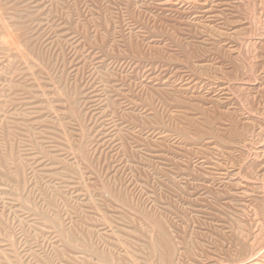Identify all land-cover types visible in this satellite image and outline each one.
I'll return each instance as SVG.
<instances>
[{"label":"rangeland","instance_id":"obj_1","mask_svg":"<svg viewBox=\"0 0 264 264\" xmlns=\"http://www.w3.org/2000/svg\"><path fill=\"white\" fill-rule=\"evenodd\" d=\"M263 155L264 0H0V264H250Z\"/></svg>","mask_w":264,"mask_h":264},{"label":"bare ground","instance_id":"obj_2","mask_svg":"<svg viewBox=\"0 0 264 264\" xmlns=\"http://www.w3.org/2000/svg\"><path fill=\"white\" fill-rule=\"evenodd\" d=\"M230 92V91H229ZM248 133V132H247ZM215 136V135H214ZM255 140V139H254ZM245 144V143H244ZM241 145V144H240ZM245 148V147H244ZM261 153V152H260ZM263 153V152H262ZM218 156V155H217ZM264 156V155H263ZM263 163V162H262ZM234 165V164H233ZM261 166H263V165H261ZM233 167V166H232ZM241 170V169H240ZM262 170V169H261ZM260 170V171H261ZM225 173V172H224ZM261 173H263L264 174V172H261ZM226 174V173H225ZM260 175V174H259ZM262 175V174H261ZM238 176V175H237ZM241 176V175H240ZM239 176V177H240ZM261 177V176H260ZM264 177V176H263ZM241 179L243 178V177H240ZM239 179V178H238ZM244 179V178H243ZM246 179V178H245ZM264 179V178H263ZM261 180V179H260ZM247 181V180H246ZM251 182V181H250ZM259 183L261 182V181H258ZM257 182V183H258ZM252 183V182H251ZM254 184V183H253ZM261 186V185H260ZM259 186V188H261ZM263 188H264V186H263ZM263 188H261V189H263ZM252 191H253V189H252ZM263 191V190H262ZM245 192V191H244ZM247 192H249V191H247ZM260 192V191H259ZM258 192V193H259ZM254 193V192H253ZM263 193V192H262ZM262 195V194H261ZM251 196V195H250ZM249 196V197H250ZM256 196H258L257 194H256ZM264 196V195H263ZM245 198V197H244ZM252 198H253V196H252ZM250 199V198H249ZM264 199V198H263ZM243 200V199H242ZM257 200V199H256ZM253 203V202H252ZM239 207V206H238ZM243 207V206H242ZM256 208V207H255ZM244 210V209H243ZM250 210V209H249ZM255 210V209H254ZM247 211V210H246ZM256 211V210H255ZM261 211H264L263 209L261 210ZM258 212V211H257ZM246 213V212H245ZM264 213V212H263ZM262 213V214H263ZM223 216V215H222ZM242 216V215H241ZM248 216V215H247ZM249 217V216H248ZM264 217V216H263ZM250 218V217H249ZM255 218V217H254ZM257 218V217H256ZM259 219V218H258ZM240 220V219H239ZM235 221V220H234ZM258 221V220H257ZM259 221H261V220H259ZM258 221V222H259ZM238 222H240V221H238ZM250 222V221H249ZM252 222V221H251ZM256 222V221H255ZM255 222H253V223H255ZM262 223V222H261ZM239 224V223H238ZM253 225V224H252ZM258 225V224H257ZM240 226V225H239ZM260 226V225H259ZM237 227V226H236ZM247 228V227H246ZM252 228V227H251ZM262 228V227H261ZM264 228V227H263ZM262 228V230L261 231H259L258 233H256L255 234V239L256 240H260L261 239V237H262V241H263V243H264V237H263V233H262V231H264V229ZM250 229V228H249ZM258 229V228H257ZM237 230V229H236ZM239 230V229H238ZM252 230H254L253 228H252ZM259 230V229H258ZM243 231V230H242ZM253 232H255V231H253ZM251 233V232H250ZM242 234V233H241ZM248 235H250V234H248ZM246 236V235H245ZM252 236V235H251ZM238 238V237H237ZM239 240V239H238ZM240 241H241V239H240ZM253 241V240H252ZM251 241V242H252ZM255 241V240H254ZM239 242V241H238ZM256 242V241H255ZM242 243V242H241ZM245 243V242H244ZM240 244V243H239ZM243 244V243H242ZM252 244V243H251ZM255 244V243H254ZM256 244H258V243H256ZM249 245H247V247H248ZM258 246V245H257ZM260 246V245H259ZM250 247V246H249ZM262 247V249L264 248V245L263 246H261ZM241 248V247H240ZM244 248V247H243ZM245 249V248H244ZM253 249V248H252ZM256 248L254 247V249L253 250H255ZM258 249V248H257ZM261 249V250H262ZM238 251V250H237ZM247 251V250H246ZM244 252V251H243ZM257 252V251H256ZM260 251H258V253H259ZM238 253V252H237ZM239 253H241V251L239 252ZM245 253H243V255H244ZM178 255V254H177ZM228 255V254H227ZM238 256V255H237ZM249 256H250V254H249ZM162 257V256H161ZM228 258V257H227ZM246 258V257H245ZM230 259V258H229ZM237 259H239V258H237ZM237 259H235V260H237ZM222 261V260H221ZM239 261V260H238ZM244 261V260H243ZM227 262V261H226ZM239 262H241V261H239ZM239 262H235V263H238V264H240ZM246 262V261H245ZM248 262V261H247ZM222 263H224V262H222ZM229 263V262H228ZM227 263V264H228ZM242 263V262H241ZM249 263L250 264H264V254H262V255H260V256H258V257H256V258H253L252 260H250L249 261ZM216 264H217V262H216ZM225 264V263H224ZM233 264V263H232ZM248 264V263H247Z\"/></svg>","mask_w":264,"mask_h":264}]
</instances>
